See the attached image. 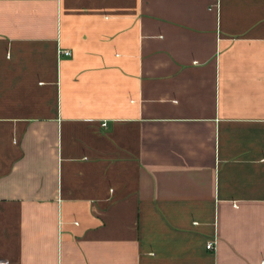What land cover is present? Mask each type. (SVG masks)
Segmentation results:
<instances>
[{
    "label": "crops",
    "instance_id": "1",
    "mask_svg": "<svg viewBox=\"0 0 264 264\" xmlns=\"http://www.w3.org/2000/svg\"><path fill=\"white\" fill-rule=\"evenodd\" d=\"M0 260L264 264V0H0Z\"/></svg>",
    "mask_w": 264,
    "mask_h": 264
},
{
    "label": "built area",
    "instance_id": "2",
    "mask_svg": "<svg viewBox=\"0 0 264 264\" xmlns=\"http://www.w3.org/2000/svg\"><path fill=\"white\" fill-rule=\"evenodd\" d=\"M62 53L66 54V55H70L71 51L63 50ZM216 243H217L216 239L209 241L208 244H207L208 249H210V250L215 249L216 248ZM0 264H9V262L6 261V260H0Z\"/></svg>",
    "mask_w": 264,
    "mask_h": 264
}]
</instances>
